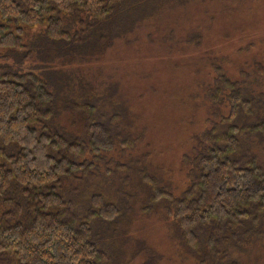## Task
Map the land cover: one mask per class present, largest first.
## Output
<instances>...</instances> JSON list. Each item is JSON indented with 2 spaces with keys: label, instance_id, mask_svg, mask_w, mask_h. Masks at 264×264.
<instances>
[{
  "label": "rangeland",
  "instance_id": "obj_1",
  "mask_svg": "<svg viewBox=\"0 0 264 264\" xmlns=\"http://www.w3.org/2000/svg\"><path fill=\"white\" fill-rule=\"evenodd\" d=\"M149 1L124 0L107 19L82 15L84 24L76 23L81 15L70 17L62 13L71 24L68 29L84 34L86 40L82 44L59 41L61 44L57 45L43 27H27L23 51L0 49V65L15 75L32 72L49 81L57 100L54 118L46 123L51 131L86 144L83 121L78 117L86 116L72 103L94 102L102 111L121 117L118 126H111L118 138L122 131L136 140L134 152L119 147L108 154L105 162L97 161L94 181L80 184L64 180L62 187L67 191L64 189V193L61 188L63 196L67 193L80 200L82 194L96 191L119 195L120 203L129 206L135 195L145 197L142 200L148 206L151 202L147 198L153 191L148 181H157L159 187L181 196L190 179L186 174L202 150L200 140L227 111L222 104L220 108L211 107L204 97L205 87L213 85L218 76L215 68L241 81L254 114L264 115V76H259L258 70L264 71V0ZM144 10L152 12L138 18ZM179 20L184 22L180 29L176 27ZM238 21L245 26L241 34L235 30L241 26ZM2 23L7 20L0 14ZM238 49L243 52L239 54ZM255 58L257 70L245 64ZM95 91L101 96H96ZM105 116L99 118L108 125ZM253 122L254 119L242 116L232 124ZM253 156L264 168L263 135L243 138L238 159L246 164ZM86 158H93L92 154L87 153ZM184 159L190 164L184 165ZM119 163L129 168L123 167L125 171L119 172ZM142 173L149 178L140 176ZM24 205L23 202L20 209ZM170 209L174 207L166 202L147 217L138 216L133 209L134 212L125 213L121 224L110 227H102L100 221L95 239L113 257L114 264H196L184 246L182 230ZM260 219L256 229L246 222L237 232H250L241 240L243 246H223L224 252L234 251L225 258L217 256L214 248H221L222 237L232 231L224 229L220 233L217 227L200 230V264H219L229 259L239 264H264V213ZM138 232L141 239L135 241L130 236Z\"/></svg>",
  "mask_w": 264,
  "mask_h": 264
},
{
  "label": "trees",
  "instance_id": "obj_2",
  "mask_svg": "<svg viewBox=\"0 0 264 264\" xmlns=\"http://www.w3.org/2000/svg\"><path fill=\"white\" fill-rule=\"evenodd\" d=\"M123 1L0 0V14L7 20L0 24V49L23 51L27 27H43L57 45L61 44L59 41L82 44L86 40L84 34L68 29L71 24L61 14L81 15L77 24H84L83 16L104 20ZM151 12L144 10L138 13V18ZM238 22L241 26H236L235 30L241 34L245 26ZM12 23L25 27L16 28ZM183 24L179 20L176 27L180 29ZM242 52L243 49H238L239 54ZM255 60L245 61V64L257 70ZM215 70L218 76L213 85L205 87L204 97L211 107L224 105L227 111L219 124L205 131L200 140L202 150L194 167L186 174L187 180L190 178L188 186L176 197L170 190L159 187L157 181H148L153 190L147 198L151 205H145L142 200L145 197L134 195L132 203L125 206L126 203H120L119 195L92 191L76 200L67 193L63 196L60 191L63 188L65 193L66 187H62L65 181L80 184L94 181L97 178L95 163L105 162L108 154L119 147L133 152L137 149L136 140L129 133L125 132L126 135L120 130L118 138L111 127L118 126L121 117L102 111L94 102L72 103L86 116L78 117L83 121L87 143L53 132L46 123L54 118L57 100L48 86L49 81L32 72L15 75L7 66L0 65V264H114L113 257L95 239L100 221L102 227L119 225L125 213L134 210L138 216L147 217L155 207L166 202L174 207L170 213L177 219L184 246L196 264L202 262L197 254L198 239L199 231L205 228L217 227L220 233H224V229L232 231L222 237L221 248H214L217 256H232L234 251L224 252L223 246L229 248L233 243L243 246L241 240L250 232L242 235L237 232L246 222L251 223L253 229L259 227L264 213V168L254 156L249 157L246 164L238 159L243 138L264 136V115L254 114L241 81L230 78L221 68ZM258 70L263 77L264 71ZM97 112L106 115L108 125ZM242 116L254 122L232 124ZM87 153L93 158H86ZM183 164L190 162L184 159ZM123 167L129 168L119 163L118 171H125ZM140 176L149 178L143 173ZM23 202L25 205L20 209ZM142 204V208L136 210ZM130 237L135 241L141 239L139 232ZM219 264L239 263L229 259Z\"/></svg>",
  "mask_w": 264,
  "mask_h": 264
}]
</instances>
